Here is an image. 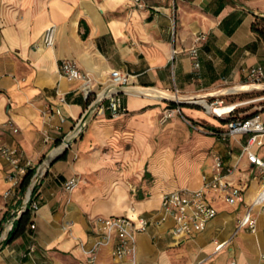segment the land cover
I'll list each match as a JSON object with an SVG mask.
<instances>
[{"label": "crops", "instance_id": "0c3cea01", "mask_svg": "<svg viewBox=\"0 0 264 264\" xmlns=\"http://www.w3.org/2000/svg\"><path fill=\"white\" fill-rule=\"evenodd\" d=\"M255 16L264 17V0H0V141L16 146L33 173L57 150L35 189L38 208L9 241L7 222L24 194L17 187L13 197L2 198L9 166L0 156V264H85L82 249L99 236L93 225L98 215L151 221L135 235L139 264H264V211L258 206L254 232L236 231L242 206L218 199L216 216L191 237L175 236L171 220L156 223L161 195L200 187L202 175H211L214 152L234 169L228 178L245 185L246 201L261 184L242 151L246 135L222 137L226 122L190 100L219 98L222 90L246 84L250 67L264 70V42L251 29ZM52 24L54 44L45 47L42 33ZM197 32L206 38L195 67L188 49ZM61 59L89 75L88 97L83 80L59 73ZM111 69L131 75L118 93L127 111L115 117L94 113L99 96L112 89ZM170 102L181 115L160 122ZM180 118L197 131L192 153L174 151L172 127ZM215 118L223 129H216ZM78 125L82 130L59 150ZM252 150L264 160V143ZM73 175L80 179L68 191L63 184ZM113 245H101L94 264H132L115 258Z\"/></svg>", "mask_w": 264, "mask_h": 264}, {"label": "built area", "instance_id": "2783aa9c", "mask_svg": "<svg viewBox=\"0 0 264 264\" xmlns=\"http://www.w3.org/2000/svg\"><path fill=\"white\" fill-rule=\"evenodd\" d=\"M138 1V0H137ZM55 25H49L42 33V44L45 47H51L54 44L55 39ZM206 38V34L203 32H197L194 35V44L188 49V53L194 59L195 67H198L199 62L197 60L198 46ZM59 73L69 79H81L84 81L83 92L86 97L90 93V77L87 73L80 71L76 64L68 59H61L58 65ZM247 79L251 84H259L264 79V70L261 66H252L248 69ZM109 81L111 85L110 91H103V93L97 99V107L94 113L98 115L106 114L109 117H115L120 114H124L127 109L122 104L118 93L120 89L128 86L131 83V75L127 72H123L119 69H111L109 73ZM225 94V93H224ZM105 100V102H104ZM58 101L64 102V96L58 94ZM211 106H221L224 104L223 99L215 98L212 101L206 100ZM235 106L224 114H216L214 111H207L214 113L216 116H225L229 112L233 111L235 107L242 103H231ZM262 105L255 107V112L245 118L236 117L232 118L226 123V130L221 132L222 137L232 135H246L245 143L242 146V151L246 154L247 159L252 163L257 173L261 178V184L256 193L250 201H246L244 191L245 185L240 182H235L228 178V175L233 172V168L225 165L221 156L214 152L212 172L208 176L202 175V184L195 189L190 188H178L164 192L161 195L160 210L161 215L156 223H162L167 220L173 222L172 232L177 237H191L193 234L203 231L217 214V208L214 201L216 199L224 201L228 205L242 206V215L237 221L236 231L242 228H246L251 232L255 231L256 217L253 213V208L258 206L261 211H264V160L256 155L252 150L254 146H261L264 136V123L260 116V110ZM52 108V107H51ZM56 113L61 116L60 109L54 107ZM179 111V108L165 109L161 121H165L173 113ZM7 126L13 131L17 132L18 128L12 121L6 122ZM82 126L78 125L72 136L75 137L81 130ZM69 137L68 139H70ZM48 138L47 134H44V139ZM66 139V140H68ZM61 144H65V141ZM0 156L5 160L9 166L5 177L8 181V187L3 191L2 198L9 199L16 194L17 187L30 167L28 161L21 163L19 160L18 148L14 145L7 144L0 141ZM47 164L46 160L38 165L36 171L32 174L28 187L23 196V204L20 209L14 211L7 222V229L12 226L14 220H16L21 212L28 207L31 210L38 208V202L34 199V193L40 178L43 175L42 164ZM41 171V172H40ZM79 176L73 175L67 179L63 187L70 191L79 182ZM151 221L141 215L136 219H132L126 215L122 216H95L93 218V225L97 230L99 236L93 245L89 248L82 249L86 255L85 264H94L96 259L97 249L106 243L114 240L112 248V254L115 258L128 257L132 264H139L137 260V246L135 235L138 232L146 231ZM34 227V224H31ZM226 240L217 242L214 246V251H218L226 244ZM29 251L33 250V245L28 248ZM227 264H237L235 259H230ZM251 264V263H249Z\"/></svg>", "mask_w": 264, "mask_h": 264}, {"label": "rangeland", "instance_id": "374dc122", "mask_svg": "<svg viewBox=\"0 0 264 264\" xmlns=\"http://www.w3.org/2000/svg\"><path fill=\"white\" fill-rule=\"evenodd\" d=\"M172 1V0H170ZM246 84H251L250 81L246 82ZM261 85L260 88H253L251 90H246V91H236V92H231V93H225L222 94V97L224 98V104L223 105H227V104H231V103H242L240 104L241 106L239 107H249L247 109V111H251L250 107H253L254 105H260V104H264V79L261 83H259ZM218 98V96L216 97H212L211 99H207L206 97H195V99H205L208 100L209 102L212 101L213 99ZM196 102V106L202 108L205 110V108L203 107V105L201 103ZM176 108V107H175ZM165 110V109H164ZM164 110L161 114V117L164 113ZM254 110V109H253ZM176 114L178 117H180L181 112L180 111H176L175 113H173V115ZM172 115V116H173ZM210 115L212 118H214V113L210 112ZM264 116V115H263ZM216 119V118H215ZM216 129L217 130H221L224 128V124L221 123L218 119H216ZM160 122L161 118H160ZM165 122V121H164ZM197 123H199V125L202 126V122L201 121H197ZM172 133L173 136L175 137V142L173 143V147H174V151L176 153H182V152H186V153H192L193 151H195L197 148V142H196V137L197 135V131H193L191 128H189L185 123L182 122L181 118L179 119V121L172 127ZM202 131V130H201ZM215 141H223L221 139H219L218 137L215 138Z\"/></svg>", "mask_w": 264, "mask_h": 264}, {"label": "trees", "instance_id": "16d2710c", "mask_svg": "<svg viewBox=\"0 0 264 264\" xmlns=\"http://www.w3.org/2000/svg\"><path fill=\"white\" fill-rule=\"evenodd\" d=\"M251 29L253 30V32H255L260 38L261 40L264 42V17L262 16H255L252 24H251ZM169 106L171 108L176 107V103L174 102H170ZM241 105H238L237 107H235V109L231 112H229L227 115L225 116H220L218 117L219 119H221L224 123L227 121H229L232 118H236V117H248L250 115H252L256 110H252V111H247V109L249 108H245L243 107H239ZM33 174V169L29 168L26 173L23 175L19 185H18V191L21 194H24L28 184L30 182L31 176ZM31 221V212L30 209L28 207L25 208V210H23L21 212V214L19 215V217L14 220L10 230L8 231L5 240L9 241L10 239L14 238L16 235H18L19 233H22L25 230L26 225ZM0 232H1V224H0Z\"/></svg>", "mask_w": 264, "mask_h": 264}, {"label": "bare ground", "instance_id": "6f19581e", "mask_svg": "<svg viewBox=\"0 0 264 264\" xmlns=\"http://www.w3.org/2000/svg\"><path fill=\"white\" fill-rule=\"evenodd\" d=\"M260 87H261L260 84H244V85H240V86H237V87L226 88V89L222 90L221 93H231V92H236V91H246V90H251L253 88H260ZM199 103H201L208 110L214 111V113H216V114H224V113L230 111L235 106V104H227V105L211 107L206 102L205 99H200Z\"/></svg>", "mask_w": 264, "mask_h": 264}, {"label": "water", "instance_id": "95a60500", "mask_svg": "<svg viewBox=\"0 0 264 264\" xmlns=\"http://www.w3.org/2000/svg\"><path fill=\"white\" fill-rule=\"evenodd\" d=\"M121 90H122V89H120V91H121ZM190 100H191L192 102H194V103L198 102V100L195 99V98H191ZM73 138H74V137H71L70 139L66 140V141H65V144H62L61 147L59 148V150H61V151L65 150V148L68 147V146L70 145V143H71V141L73 140ZM56 153H57V150L54 151V152H52L51 155L49 156V158H47L46 162L49 163V162L51 161V158H52L53 156H55ZM45 166H46V164L43 163V164H42V170H43V172L45 171ZM40 172H41V171H40ZM10 228H11V226L8 227L7 232L10 230Z\"/></svg>", "mask_w": 264, "mask_h": 264}]
</instances>
